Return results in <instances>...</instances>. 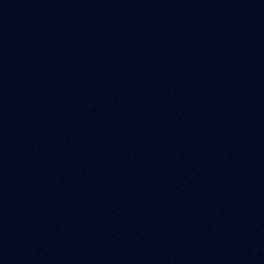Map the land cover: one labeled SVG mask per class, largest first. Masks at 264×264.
<instances>
[{
    "label": "water",
    "instance_id": "obj_1",
    "mask_svg": "<svg viewBox=\"0 0 264 264\" xmlns=\"http://www.w3.org/2000/svg\"><path fill=\"white\" fill-rule=\"evenodd\" d=\"M0 264H264V0H0Z\"/></svg>",
    "mask_w": 264,
    "mask_h": 264
}]
</instances>
